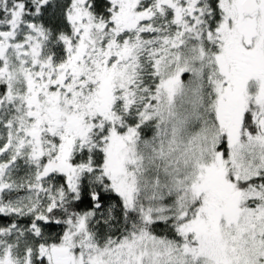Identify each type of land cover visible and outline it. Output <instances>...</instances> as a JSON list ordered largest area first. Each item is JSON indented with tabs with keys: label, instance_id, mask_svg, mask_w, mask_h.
I'll use <instances>...</instances> for the list:
<instances>
[{
	"label": "snow or ice",
	"instance_id": "6c2138e0",
	"mask_svg": "<svg viewBox=\"0 0 264 264\" xmlns=\"http://www.w3.org/2000/svg\"><path fill=\"white\" fill-rule=\"evenodd\" d=\"M0 264H264V0H0Z\"/></svg>",
	"mask_w": 264,
	"mask_h": 264
}]
</instances>
